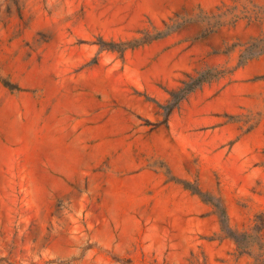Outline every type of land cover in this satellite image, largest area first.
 Instances as JSON below:
<instances>
[{"label":"rangeland","instance_id":"obj_1","mask_svg":"<svg viewBox=\"0 0 264 264\" xmlns=\"http://www.w3.org/2000/svg\"><path fill=\"white\" fill-rule=\"evenodd\" d=\"M202 10L237 22L203 38ZM259 36L264 0H0V264H254L212 203L241 231L264 215V55L167 126L156 102Z\"/></svg>","mask_w":264,"mask_h":264},{"label":"trees","instance_id":"obj_2","mask_svg":"<svg viewBox=\"0 0 264 264\" xmlns=\"http://www.w3.org/2000/svg\"><path fill=\"white\" fill-rule=\"evenodd\" d=\"M201 13L204 14L202 20H199L202 26L203 38L213 33L215 27L227 25L234 27L237 22V19H233L232 22L225 23L223 21L224 16L220 13L209 14L203 10ZM171 21H173V25L169 22H164L165 29L163 30L153 27V32L149 28L138 31V34L141 35L139 38L124 42H106L104 39L99 38L97 44L99 45L100 51L118 52L123 56L128 50L149 45L153 41L170 35L175 30L181 28L184 23L196 22L193 18H184L183 22H177L178 20L173 19ZM212 21H216V24L213 25ZM236 52H238V57L235 66L207 65L200 69H195L192 72L185 73L180 84L167 91L168 98L166 101L164 103L156 102L159 116L162 117L158 125L167 126L173 112L178 110L185 101L204 86L231 78L237 69L244 67L252 60L264 55V36L251 38L243 44L236 42L221 53L230 56ZM194 193L202 196L200 192L194 191ZM212 205L215 208L214 213L219 219L222 239L233 241L240 256H247L253 260L254 264H264V215L257 216L253 220L254 225L250 229L241 231L231 226L227 209L223 204L218 206L212 203Z\"/></svg>","mask_w":264,"mask_h":264}]
</instances>
